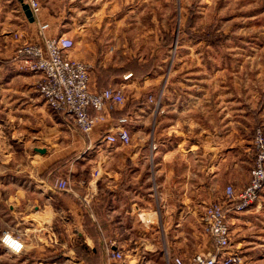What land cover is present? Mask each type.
Returning <instances> with one entry per match:
<instances>
[{
	"label": "crops",
	"instance_id": "crops-1",
	"mask_svg": "<svg viewBox=\"0 0 264 264\" xmlns=\"http://www.w3.org/2000/svg\"><path fill=\"white\" fill-rule=\"evenodd\" d=\"M37 1L41 9L31 23L22 10L25 0H0V97L8 92L26 94L23 99L19 97L21 101L18 97L0 101V131L4 129L6 135L7 119L13 121V133L9 134L28 153L21 174L15 172V181H1L12 190L5 196V211L15 216L16 229H34L30 237L22 231L14 233L23 245L18 254L29 251L32 244L25 243L38 237V233L49 236L50 244L41 247L57 246L50 251L56 258L29 264H88L74 252L78 243L89 252L96 248L98 254L91 264H105L109 246L124 253L126 264H165V252L171 259L184 262L195 254L211 252L212 243L200 225L202 210L211 203L223 202L226 186L236 191L244 189L253 164L252 149L240 146L246 142L245 132L233 125V131L216 133V100L217 106L228 109L230 105L226 104H231V99L226 97L232 92L216 96L215 74L209 69L197 72L192 85L178 88V92L173 90V99L169 96L172 92L166 89L155 133L149 139L155 114L145 100L144 82L137 85L139 81L132 76L126 80L112 78L108 86L127 87L129 106L133 101H144L132 107L128 115L130 144L125 147L103 141L105 131L112 126L110 121L96 125L88 136L83 135L70 119L51 112L35 98L39 75L16 69V41L41 43L39 23L50 26L46 32L49 37L71 34L66 31L55 0ZM238 31L235 41H264L262 22H247L246 28ZM76 44L72 56L89 65L92 89L98 88V58L101 69L126 63L110 55L100 41ZM18 111L25 112L22 115ZM232 139L234 149H224ZM68 157L72 158L56 172L53 182L40 179L49 166ZM58 180L68 181L69 188L56 191L53 185ZM255 214L252 208L229 215L231 241L235 234L234 237L244 236ZM156 255L159 260L154 259Z\"/></svg>",
	"mask_w": 264,
	"mask_h": 264
},
{
	"label": "rangeland",
	"instance_id": "rangeland-1",
	"mask_svg": "<svg viewBox=\"0 0 264 264\" xmlns=\"http://www.w3.org/2000/svg\"><path fill=\"white\" fill-rule=\"evenodd\" d=\"M55 3L56 9L62 11L61 18L65 21L66 31L71 33L65 36L73 39L74 48L77 41H93L94 44L100 41L102 48L105 47L119 62L125 60L129 63L136 58L150 66L148 76L137 80V85L144 82L145 100L150 111L155 114L150 125L149 139L155 133L157 115L166 89L172 92L169 96L173 99V90L178 92V88L192 85L197 72L209 69L215 74L216 96L222 92L225 95L228 91L232 92L226 97L231 99V104L224 102L230 105L228 109H221L216 100V133L225 134L236 125L246 134V142L240 146L243 148L248 145L247 148L252 149L253 134L260 124L264 102V41H235L233 38L239 33L238 29L246 28L247 22H262L264 31V0H55ZM188 21L190 24H187ZM207 28L210 32L205 37L210 38L209 41L191 38V30L203 31ZM16 43L20 44L19 41ZM16 69L30 73L21 69L18 62ZM39 80L40 78L37 81ZM36 83L34 96L39 102L45 103ZM223 87L227 89L220 90ZM121 89L127 102V87L125 90L123 87ZM17 97L23 99L26 94L8 92L0 97V101L10 102ZM45 105L48 107L46 103ZM24 112L17 113L23 115ZM12 122L7 119L6 135L4 129L3 132L0 131V239L8 231L15 234L22 231L27 237L34 233L32 227L22 229L23 227L17 226L16 229L15 216L9 215L8 210L5 211V206L8 205L5 204V196L12 190L4 187L1 181H15V172L21 174V169L26 165L24 158L28 154L22 148V143L14 142L9 134L13 133ZM225 122L231 124L227 125ZM236 122H239L238 125ZM232 135L238 134L233 132ZM234 142L232 139L223 146L224 149H234ZM252 208H255L256 214L248 225L249 229L244 236H232L231 250L241 257L240 264H264V189L258 203L250 209ZM41 234L31 237L25 243L27 246L32 244L29 251L20 255L6 250L0 243V264H29L32 260L28 262L26 258L33 253L40 258L52 255L51 248L57 246L41 247L50 244L49 236ZM238 239H241L239 243ZM19 244L11 239L12 247ZM154 259L159 260V256L156 255Z\"/></svg>",
	"mask_w": 264,
	"mask_h": 264
},
{
	"label": "built area",
	"instance_id": "built-area-1",
	"mask_svg": "<svg viewBox=\"0 0 264 264\" xmlns=\"http://www.w3.org/2000/svg\"><path fill=\"white\" fill-rule=\"evenodd\" d=\"M35 18L41 9L37 0H25ZM48 24H38L41 43H21L14 52L21 69L39 75L36 86L40 96L54 113L63 114L74 126L88 136L98 124L109 121V114L122 107L125 101L122 89L109 87L99 93L90 91V67L72 56L74 41L65 35L49 37L46 32ZM15 38H17L15 36ZM131 75L124 76V80ZM95 115H90V110ZM131 122L128 116L118 119L117 124L109 127L103 141L109 145L128 146L130 133L127 125ZM253 164L249 172L247 186L236 191L228 185L224 188L223 202L205 206L200 216L203 234L212 243V250L207 254H195L184 262L180 258L171 259L165 252V264H240L241 257L231 250L229 215L243 213L258 203L264 189V102L260 113V124L252 138ZM82 184H85L82 181ZM53 188L66 191L69 183L58 180ZM13 239L19 242L13 231L3 233L0 243L11 252L18 254L23 245L17 248L10 245ZM108 258L105 264H126L122 251L108 247Z\"/></svg>",
	"mask_w": 264,
	"mask_h": 264
},
{
	"label": "trees",
	"instance_id": "trees-1",
	"mask_svg": "<svg viewBox=\"0 0 264 264\" xmlns=\"http://www.w3.org/2000/svg\"><path fill=\"white\" fill-rule=\"evenodd\" d=\"M187 24H190L189 21ZM191 24H193V23H191ZM185 31H187V29H185ZM209 32H210V29L207 28L203 31H194L193 32L191 30L190 34H191L192 39H196V40L206 39V40H208L210 38H207L205 36L207 34H209ZM181 34H182V32H181ZM144 62L145 61H142L140 59L133 58L132 60L129 61V63H125L124 65H122L120 67H107V68L101 69L98 67V65H99V58H98V60L95 63L96 70L98 72V77L96 78V87H98V88L92 89L91 83H90V85H89L90 91H92L94 93H99V92L109 88L110 86H108V83H109L110 79H112V78L124 80V76L131 75L134 79L140 80L141 78L148 76V74L150 73V66L144 64ZM143 102H144L143 100L133 101L129 106V102L124 101V104L122 107L112 111L109 114V120H110V122H112L111 125L112 126L116 125L119 118L128 116L130 114V110L132 107L140 106V105H142ZM95 114H96L95 111L93 109H91L90 115L93 116ZM71 158L72 157H68L66 159L58 160L57 162L53 163L51 166H49L40 175V179L41 180L47 179V180H49V182H53L56 172L59 169L63 168ZM54 228H55L57 234H59L60 231L55 226H54ZM230 243H231V237H230ZM73 249H74L76 256L83 259L88 264H91L93 262V258L95 256H97V254H98L96 251V248H95V251L89 252L86 250V247L80 243L76 244ZM28 256H29L28 259L32 260V261H38V260L46 261L48 259L56 258V256H54V255H52L50 257H45V258H40V257L37 258V256L34 253L29 254ZM97 264H99V263H97Z\"/></svg>",
	"mask_w": 264,
	"mask_h": 264
},
{
	"label": "water",
	"instance_id": "water-1",
	"mask_svg": "<svg viewBox=\"0 0 264 264\" xmlns=\"http://www.w3.org/2000/svg\"><path fill=\"white\" fill-rule=\"evenodd\" d=\"M22 10L24 12L25 17L29 20V22L33 23L34 17L29 9V6L27 4H22ZM37 151L40 153L44 152V150H40V149H38Z\"/></svg>",
	"mask_w": 264,
	"mask_h": 264
},
{
	"label": "bare ground",
	"instance_id": "bare-ground-1",
	"mask_svg": "<svg viewBox=\"0 0 264 264\" xmlns=\"http://www.w3.org/2000/svg\"><path fill=\"white\" fill-rule=\"evenodd\" d=\"M10 242H11V241H10ZM10 242H9V243H10Z\"/></svg>",
	"mask_w": 264,
	"mask_h": 264
}]
</instances>
